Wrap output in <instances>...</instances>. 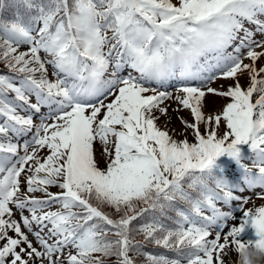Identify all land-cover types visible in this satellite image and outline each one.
Segmentation results:
<instances>
[{
  "label": "snow or ice",
  "instance_id": "6c2138e0",
  "mask_svg": "<svg viewBox=\"0 0 264 264\" xmlns=\"http://www.w3.org/2000/svg\"><path fill=\"white\" fill-rule=\"evenodd\" d=\"M260 257L264 0H0V264Z\"/></svg>",
  "mask_w": 264,
  "mask_h": 264
},
{
  "label": "rangeland",
  "instance_id": "374dc122",
  "mask_svg": "<svg viewBox=\"0 0 264 264\" xmlns=\"http://www.w3.org/2000/svg\"><path fill=\"white\" fill-rule=\"evenodd\" d=\"M213 87H216L218 86L217 84H213L212 85ZM171 90V89H169ZM225 103V101L219 97H216V96H209L207 98V101H206V107H205V112L206 113H214L216 112L217 110H219V108ZM169 114L172 116V123L170 124L171 126H176L177 128H180V130H182V125L179 121V119L176 118V114L171 112H169ZM180 115H183V116H187V113L186 112H182L180 113ZM162 120H164L165 118H161ZM94 148H95V152L97 154V156H99V153H100V150L102 148V145L100 143H96L94 145ZM103 166V164L101 165ZM51 191L53 192H56L58 190H55L54 187L51 188ZM261 203V201L259 200H256L255 201V205L258 206L259 204ZM254 205L252 203H249L248 205H246L245 207H253ZM237 215H239V213H237Z\"/></svg>",
  "mask_w": 264,
  "mask_h": 264
}]
</instances>
